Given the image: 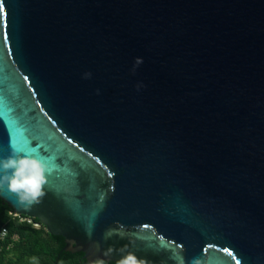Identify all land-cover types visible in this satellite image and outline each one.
<instances>
[{
  "label": "water",
  "instance_id": "95a60500",
  "mask_svg": "<svg viewBox=\"0 0 264 264\" xmlns=\"http://www.w3.org/2000/svg\"><path fill=\"white\" fill-rule=\"evenodd\" d=\"M13 152L47 195L0 202L86 264H264V0H0Z\"/></svg>",
  "mask_w": 264,
  "mask_h": 264
},
{
  "label": "trees",
  "instance_id": "16d2710c",
  "mask_svg": "<svg viewBox=\"0 0 264 264\" xmlns=\"http://www.w3.org/2000/svg\"><path fill=\"white\" fill-rule=\"evenodd\" d=\"M33 225H38V228ZM0 228L6 231L5 239L0 241V264H86L82 254H67L64 251V240L61 237L46 233L35 219L14 216L2 202Z\"/></svg>",
  "mask_w": 264,
  "mask_h": 264
},
{
  "label": "clouds",
  "instance_id": "9594fccd",
  "mask_svg": "<svg viewBox=\"0 0 264 264\" xmlns=\"http://www.w3.org/2000/svg\"><path fill=\"white\" fill-rule=\"evenodd\" d=\"M136 63L140 64L142 60L137 59ZM48 171L47 166L40 160L17 156L13 152L6 159L0 160V172L4 173L0 176V187L7 185L9 190L18 196V202L30 208L42 202L43 197L47 195L44 188L47 185ZM119 264H143V262L129 253L120 260Z\"/></svg>",
  "mask_w": 264,
  "mask_h": 264
},
{
  "label": "built area",
  "instance_id": "2783aa9c",
  "mask_svg": "<svg viewBox=\"0 0 264 264\" xmlns=\"http://www.w3.org/2000/svg\"><path fill=\"white\" fill-rule=\"evenodd\" d=\"M28 223H30V221L28 220ZM35 228H38L37 225H33ZM6 237V231L4 228H0V241H3Z\"/></svg>",
  "mask_w": 264,
  "mask_h": 264
},
{
  "label": "snow or ice",
  "instance_id": "6c2138e0",
  "mask_svg": "<svg viewBox=\"0 0 264 264\" xmlns=\"http://www.w3.org/2000/svg\"><path fill=\"white\" fill-rule=\"evenodd\" d=\"M229 255H231V253H229Z\"/></svg>",
  "mask_w": 264,
  "mask_h": 264
}]
</instances>
